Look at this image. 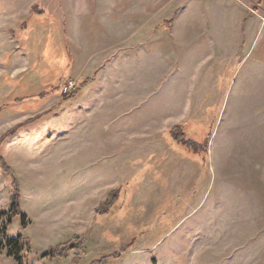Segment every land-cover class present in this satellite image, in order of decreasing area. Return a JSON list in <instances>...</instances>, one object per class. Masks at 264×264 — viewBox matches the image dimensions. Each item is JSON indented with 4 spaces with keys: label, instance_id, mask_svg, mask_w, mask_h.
<instances>
[{
    "label": "rangeland",
    "instance_id": "rangeland-1",
    "mask_svg": "<svg viewBox=\"0 0 264 264\" xmlns=\"http://www.w3.org/2000/svg\"><path fill=\"white\" fill-rule=\"evenodd\" d=\"M64 1L0 0V140L24 125L0 144L26 217L12 220L7 237L31 244L21 263L264 264V188L252 180L264 173L235 142L250 134V109L240 133L232 87L213 91L201 84L206 76L178 75L182 61L163 42L164 29L153 40L150 28L122 55L120 44L105 42V28L78 36L57 12ZM251 7L264 23L261 1ZM69 82L74 90L64 93ZM11 183L0 166L6 215ZM111 194L117 203L98 215ZM69 243L76 247L52 258ZM0 264L20 263L4 250Z\"/></svg>",
    "mask_w": 264,
    "mask_h": 264
},
{
    "label": "crops",
    "instance_id": "crops-1",
    "mask_svg": "<svg viewBox=\"0 0 264 264\" xmlns=\"http://www.w3.org/2000/svg\"><path fill=\"white\" fill-rule=\"evenodd\" d=\"M66 1L57 12L61 17L63 13L68 15V24L81 38L92 37L93 28H105V42L111 46L120 44L123 55L128 51L124 50L125 44H142L150 28L153 40L164 29L169 39L163 42L171 44L170 51L182 61L175 65L178 75L206 76L201 84L213 86V91H219V85L224 86V91L232 87L240 133L248 131L249 113L244 109H250V134L235 139L237 151L243 157L249 154L257 172L264 173V23L251 9L258 0H69L71 5ZM260 1L264 8V0ZM161 46L159 43L158 50ZM143 58L137 56L138 63ZM227 74L233 75L228 88L224 80ZM254 117L259 121L257 134L253 133ZM252 180L255 188H264L263 176ZM258 197L263 205L260 192ZM257 213L264 214L259 210ZM258 218L263 219L264 226V218ZM258 230L259 235H264V227Z\"/></svg>",
    "mask_w": 264,
    "mask_h": 264
},
{
    "label": "trees",
    "instance_id": "trees-1",
    "mask_svg": "<svg viewBox=\"0 0 264 264\" xmlns=\"http://www.w3.org/2000/svg\"><path fill=\"white\" fill-rule=\"evenodd\" d=\"M33 10H34V7H33ZM38 15H39V18L42 17L41 13H39ZM71 97H73V94L71 95ZM23 126L24 125H21L20 127H16L12 131L6 133L3 136V138L0 140V144H2V142H5L6 140L13 138L17 134L18 130ZM171 134L174 135V139L178 145L183 144L184 136H183V133L180 131L179 128L172 129ZM185 145L188 146L192 150L194 148L193 151L196 154L200 149H202L201 147L197 146L196 144H193L192 142H189V143L187 142V143H185ZM204 151H206V147H205ZM0 166H1L4 174L7 177H9L12 181V183H11L12 192H11V196H10V207H9L10 214L6 215L4 213H0V254L4 250H8V257L9 258H13L16 262L23 264V263H21L20 253L23 249L28 250L30 248V246H31L30 241L27 239H24L21 236H18L16 239H9L7 237L8 229H9V226H10L13 219L20 218V219H22L23 222H25V220H26V217L23 216V214L21 212V208H20L21 193L19 190V184L13 178L11 169L8 167L6 162L1 157H0ZM116 203H117V197L114 194H111L109 196L106 204L101 209H99L97 211L98 215L107 214L113 208V206ZM5 216H10V217H8V219L5 222H2V219ZM74 246L76 247L75 244L69 243L68 245L64 246L63 248L55 249V250H53V253L52 252L51 253L49 252V253L52 255L53 259L63 258L64 255L66 254V252L75 248ZM126 252L127 251L125 249H123L119 253L112 255L110 257V259L112 261L117 262L121 259V256L124 255ZM106 260H107L106 258L101 259L97 264H103L106 262Z\"/></svg>",
    "mask_w": 264,
    "mask_h": 264
},
{
    "label": "built area",
    "instance_id": "built-area-1",
    "mask_svg": "<svg viewBox=\"0 0 264 264\" xmlns=\"http://www.w3.org/2000/svg\"><path fill=\"white\" fill-rule=\"evenodd\" d=\"M71 90H74V83L69 82L68 85L64 87V93H70Z\"/></svg>",
    "mask_w": 264,
    "mask_h": 264
}]
</instances>
